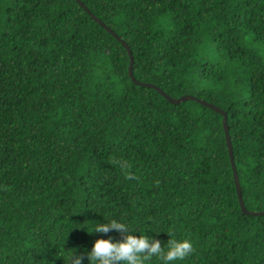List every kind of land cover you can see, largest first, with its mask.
<instances>
[{
  "label": "trees",
  "instance_id": "16d2710c",
  "mask_svg": "<svg viewBox=\"0 0 264 264\" xmlns=\"http://www.w3.org/2000/svg\"><path fill=\"white\" fill-rule=\"evenodd\" d=\"M80 1L136 80L226 112L244 205L264 211V0ZM128 65L76 0H0V264H64L103 217L190 239L175 264H264L222 114Z\"/></svg>",
  "mask_w": 264,
  "mask_h": 264
},
{
  "label": "clouds",
  "instance_id": "9594fccd",
  "mask_svg": "<svg viewBox=\"0 0 264 264\" xmlns=\"http://www.w3.org/2000/svg\"><path fill=\"white\" fill-rule=\"evenodd\" d=\"M120 167L126 169L127 163L120 162ZM87 231L106 235L92 240L90 248H68L62 255L64 264H148L153 258L160 264H175L193 251L190 239L168 238L166 246H162L158 236L146 234L144 229L122 217H103L94 221ZM112 231L119 233V238L110 235ZM136 231L139 235L133 234Z\"/></svg>",
  "mask_w": 264,
  "mask_h": 264
},
{
  "label": "water",
  "instance_id": "95a60500",
  "mask_svg": "<svg viewBox=\"0 0 264 264\" xmlns=\"http://www.w3.org/2000/svg\"><path fill=\"white\" fill-rule=\"evenodd\" d=\"M76 1L96 22H98L102 27H104L113 36H115L122 43V45L126 48L128 56H129L128 75H129V77L131 78V80L133 82H135L137 84H140L142 86H147V87H151V88L155 89L159 94H161L164 98H166L172 104L176 105V104H178L180 102H183V101H186V100H195V101L199 102L200 104H202V105H204V106H206V107H208V108H210V109L222 114V125H223V130H224V136H225V141H226V145H227L228 155H229L230 164H231V168H232L233 181H234V185H235V190H236L239 206H240V208H241V210H242V212L244 214L264 215V211H250V210H247V208L244 205L243 198H242V193H241V188H240V184H239V178H238L235 162H234V159H233L232 143H231V139H230V136H229V128H228V125H227L226 112L223 109H221L218 106H216L215 104H212V103L207 102L205 100L199 99L196 96H193L191 94H184V95H182V96H180L178 98H174V97H171L168 94H166L162 89H160L159 87H157L154 84L144 83V82H140V81L136 80L134 75H133V71H132L133 57H132V54H131L129 46L120 37H118L114 31H112L108 26H106L104 22H102L99 18H97L84 5V3L82 1H80V0H76Z\"/></svg>",
  "mask_w": 264,
  "mask_h": 264
}]
</instances>
